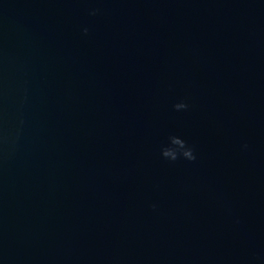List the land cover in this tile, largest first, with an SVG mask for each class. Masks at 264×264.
<instances>
[{
	"label": "water",
	"instance_id": "1",
	"mask_svg": "<svg viewBox=\"0 0 264 264\" xmlns=\"http://www.w3.org/2000/svg\"><path fill=\"white\" fill-rule=\"evenodd\" d=\"M0 264H264V0H0Z\"/></svg>",
	"mask_w": 264,
	"mask_h": 264
},
{
	"label": "clouds",
	"instance_id": "2",
	"mask_svg": "<svg viewBox=\"0 0 264 264\" xmlns=\"http://www.w3.org/2000/svg\"><path fill=\"white\" fill-rule=\"evenodd\" d=\"M99 9H92L90 10V15H97L99 13ZM88 29L84 28L83 33L85 35L88 34ZM188 105L184 102H180L174 105V109L177 111L186 110ZM246 148L247 145H244ZM161 155L164 159L175 162L179 159H184L187 161H195L196 155L195 150L191 147L184 139L179 136H171L169 137V143L167 146L161 149ZM153 209H155V205H152Z\"/></svg>",
	"mask_w": 264,
	"mask_h": 264
}]
</instances>
